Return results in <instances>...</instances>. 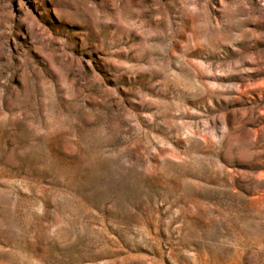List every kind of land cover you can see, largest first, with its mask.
<instances>
[{
  "label": "rangeland",
  "instance_id": "obj_1",
  "mask_svg": "<svg viewBox=\"0 0 264 264\" xmlns=\"http://www.w3.org/2000/svg\"><path fill=\"white\" fill-rule=\"evenodd\" d=\"M0 264H264V0H0Z\"/></svg>",
  "mask_w": 264,
  "mask_h": 264
}]
</instances>
